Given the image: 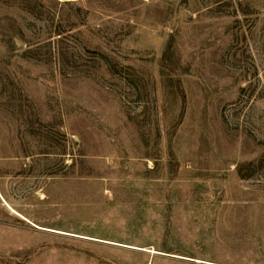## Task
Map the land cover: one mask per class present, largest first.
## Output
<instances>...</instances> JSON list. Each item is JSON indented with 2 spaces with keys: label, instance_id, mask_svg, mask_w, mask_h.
Here are the masks:
<instances>
[{
  "label": "rangeland",
  "instance_id": "374dc122",
  "mask_svg": "<svg viewBox=\"0 0 264 264\" xmlns=\"http://www.w3.org/2000/svg\"><path fill=\"white\" fill-rule=\"evenodd\" d=\"M0 264H264V0H0Z\"/></svg>",
  "mask_w": 264,
  "mask_h": 264
},
{
  "label": "bare ground",
  "instance_id": "6f19581e",
  "mask_svg": "<svg viewBox=\"0 0 264 264\" xmlns=\"http://www.w3.org/2000/svg\"><path fill=\"white\" fill-rule=\"evenodd\" d=\"M36 226H38V225H36ZM38 227H40V228H46V227H41V226H38ZM53 230H57V229H53ZM59 231V230H58ZM63 233H67V234H72V235H79V234H77V233H71V232H68V231H63ZM82 236H86V235H82ZM132 247H134V245H131ZM141 248H144V247H141ZM150 252H153V253H155L156 252V250L155 249H148ZM184 258L185 259H189L190 257H185L184 256Z\"/></svg>",
  "mask_w": 264,
  "mask_h": 264
}]
</instances>
